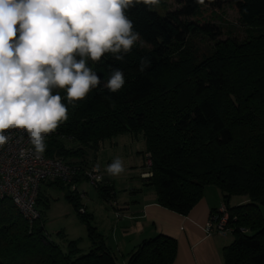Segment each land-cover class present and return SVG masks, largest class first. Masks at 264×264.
<instances>
[{
    "label": "trees",
    "instance_id": "trees-1",
    "mask_svg": "<svg viewBox=\"0 0 264 264\" xmlns=\"http://www.w3.org/2000/svg\"><path fill=\"white\" fill-rule=\"evenodd\" d=\"M174 1L178 7L163 13L142 4L127 12L144 45L138 42L124 61L109 55L99 64L89 62L101 83L84 100L62 101L68 119L47 137L43 155L88 166L103 141L139 133L151 160V174L144 179L154 187L156 202L186 215L206 185L216 186L236 215L233 240L223 249L224 264H264V0H226L245 27L242 40L217 38L221 31L205 16L219 3L205 0L204 7L195 0ZM197 34L212 41L209 53H197L191 43ZM141 57L151 62L145 72L139 71ZM117 68L126 82L113 93L104 84ZM63 138L76 146H65ZM81 181L80 175L74 179ZM46 185L65 188L66 199L85 224L89 249L83 252L74 240L61 249L45 235L41 211L30 223L4 197L0 264H119L104 235L91 225L92 215L80 211L79 191L60 181ZM95 188L105 201H114L112 183ZM234 195L247 201L230 207ZM40 202L38 197L36 204ZM176 250V240L159 233L135 245L122 264H172Z\"/></svg>",
    "mask_w": 264,
    "mask_h": 264
},
{
    "label": "clouds",
    "instance_id": "clouds-1",
    "mask_svg": "<svg viewBox=\"0 0 264 264\" xmlns=\"http://www.w3.org/2000/svg\"><path fill=\"white\" fill-rule=\"evenodd\" d=\"M140 4L153 10L161 0H0V149L13 139L8 130H23L34 156L42 157L48 135L68 119L62 101L84 100L101 83L89 62L109 55L124 61L138 42L144 45L127 15ZM150 64L141 57L139 71ZM125 82L117 68L104 87L116 93ZM28 154L25 148L18 153L21 159ZM124 171L119 157L106 168L112 177Z\"/></svg>",
    "mask_w": 264,
    "mask_h": 264
},
{
    "label": "rangeland",
    "instance_id": "rangeland-1",
    "mask_svg": "<svg viewBox=\"0 0 264 264\" xmlns=\"http://www.w3.org/2000/svg\"><path fill=\"white\" fill-rule=\"evenodd\" d=\"M212 3H219V7L214 9L213 6L211 12L207 13L205 18L215 24L221 31V34L217 38L233 37L237 40L244 39L246 37L245 27L239 21L237 11L226 0H212ZM177 7L178 4L174 0H161V5L155 8V10L163 13L165 10H173ZM191 43L197 49L198 54H207L213 48L212 41L207 36L201 34L192 35ZM113 139L114 144H110L109 140L103 141V145L96 153V161L100 163L101 170L104 172L107 165L113 159L119 157L123 160L125 171L117 177L110 176L111 180L108 181L114 186V201L120 207L124 204L125 197L128 196L129 192L138 185L143 184L142 180L138 177V166L142 163V152L145 151V145L143 137L139 133L137 136H132L129 132H126L113 137ZM63 141L65 146L68 147H75L77 144H74L73 141L67 138H63ZM143 165L146 168L145 171L149 170L145 163V158ZM148 176L145 175L144 178ZM144 186L154 189L150 184ZM63 190L57 185H40L38 197H40L41 202L36 207L41 211L44 233L63 250L66 249L69 241L74 240L77 241L78 247L83 252H86L91 244L87 237L85 224L79 220L77 211L68 202L64 194L65 190ZM77 190L81 195L84 192L83 196L80 195L81 203L86 212L92 215L90 219L91 225L104 234V238L106 236L113 238L110 230L113 227L114 221L113 217H110L108 214L115 210L113 205L100 197L95 186L87 181L78 183ZM117 212L120 213L121 211Z\"/></svg>",
    "mask_w": 264,
    "mask_h": 264
},
{
    "label": "crops",
    "instance_id": "crops-1",
    "mask_svg": "<svg viewBox=\"0 0 264 264\" xmlns=\"http://www.w3.org/2000/svg\"><path fill=\"white\" fill-rule=\"evenodd\" d=\"M113 140L109 139L110 144H114ZM144 155L143 151L142 163L138 166V177L143 184L129 192L122 206L118 207L116 201L109 202L115 209L108 213L114 221L110 230L113 238L106 236L105 240L114 249L119 264L125 262L124 255L141 240L159 233L171 236L177 242L176 256L172 264H224L223 249L232 242L233 235L207 234L204 230L209 214L222 203L226 204L223 192L209 184L204 187L201 199L186 215L169 210L156 202L152 187L144 186L147 185L146 181L140 176L146 169L143 165ZM110 180V175L104 171L103 182ZM246 201V196H232L227 205L236 206Z\"/></svg>",
    "mask_w": 264,
    "mask_h": 264
},
{
    "label": "built area",
    "instance_id": "built-area-1",
    "mask_svg": "<svg viewBox=\"0 0 264 264\" xmlns=\"http://www.w3.org/2000/svg\"><path fill=\"white\" fill-rule=\"evenodd\" d=\"M8 131L12 133L13 139L0 149V198H10L21 216L30 223L40 217L36 203L41 184L60 181L64 185H69L71 190H77L78 184L74 179L79 175L93 186L103 182V171L98 161L82 166L79 163H68L63 158L45 155L37 159L23 130ZM21 148H25L29 153L24 159L18 155ZM144 158L149 167L150 154L146 152ZM150 174V171H144L140 176ZM80 211L83 212L84 208L81 207ZM235 219L236 215H231L226 204L222 203L209 214L204 230L207 234L231 233L234 229L231 221ZM240 230L245 231V228L240 227Z\"/></svg>",
    "mask_w": 264,
    "mask_h": 264
}]
</instances>
